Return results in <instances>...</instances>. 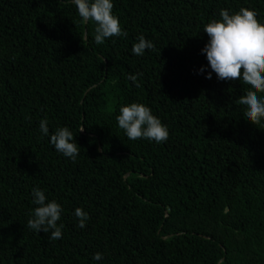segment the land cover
<instances>
[{
	"label": "trees",
	"instance_id": "obj_1",
	"mask_svg": "<svg viewBox=\"0 0 264 264\" xmlns=\"http://www.w3.org/2000/svg\"><path fill=\"white\" fill-rule=\"evenodd\" d=\"M113 4L127 35L97 44L71 0H0V264H264V124L243 117L247 85L200 71L204 24L241 8L264 23V0ZM141 34L155 47L137 56ZM130 102L166 141L125 136ZM45 117L73 132L75 161ZM34 186L61 204V239L27 227Z\"/></svg>",
	"mask_w": 264,
	"mask_h": 264
},
{
	"label": "clouds",
	"instance_id": "obj_2",
	"mask_svg": "<svg viewBox=\"0 0 264 264\" xmlns=\"http://www.w3.org/2000/svg\"><path fill=\"white\" fill-rule=\"evenodd\" d=\"M79 17L84 22L94 23V40L102 44L106 38L127 35L120 25L119 18L113 13V0H71ZM207 40L201 48L207 65L200 71L205 78L224 81H241L248 86L245 95L239 98V104L245 109L243 117L254 125L264 124V23L256 18L255 11L241 8L239 11L221 9L218 18L210 19L203 26ZM155 47L154 43L144 35L137 36L132 44V54L141 56L145 50ZM135 82L136 75L128 77ZM118 127L124 131L129 140L147 139L156 143L168 139L169 131L159 117L151 109L140 102L121 104L116 115ZM42 136L49 138V143L63 156L75 161L78 144L73 132L67 126H58L49 130L47 118L38 122ZM83 131V126L79 129ZM32 204L27 219V227L36 233L44 232L49 239L57 240L63 236L61 220L63 208L55 199H48L45 190L39 187L31 189ZM227 211V209H225ZM78 226L85 227L88 213L81 207L73 212ZM100 252L93 253L92 259L100 261Z\"/></svg>",
	"mask_w": 264,
	"mask_h": 264
}]
</instances>
